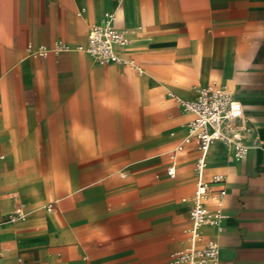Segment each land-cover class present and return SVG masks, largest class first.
<instances>
[{"label": "crops", "instance_id": "obj_1", "mask_svg": "<svg viewBox=\"0 0 264 264\" xmlns=\"http://www.w3.org/2000/svg\"><path fill=\"white\" fill-rule=\"evenodd\" d=\"M106 11L134 67L77 50ZM206 87L241 102L248 152L210 144L222 229L198 246L264 264V0H0V219L25 212L0 225V264H173L199 151L184 143L173 177L169 152L192 118L180 102Z\"/></svg>", "mask_w": 264, "mask_h": 264}, {"label": "built area", "instance_id": "obj_2", "mask_svg": "<svg viewBox=\"0 0 264 264\" xmlns=\"http://www.w3.org/2000/svg\"><path fill=\"white\" fill-rule=\"evenodd\" d=\"M116 13L106 11L98 23L90 24L86 45L77 50L87 53L101 66L118 64L134 67L133 60L120 56L118 48L125 46L128 39L125 32L115 27ZM140 71V70H138ZM183 111L192 114L186 124V134L169 152L167 174L175 175L178 154L184 143L196 140L199 154L194 165L195 188L190 198L188 246L172 256L173 264H219V246L216 241H208L198 246L201 239L200 228L213 226L220 231L223 217L225 190H214L212 184L219 183L222 176L215 175L209 181L204 179L205 155L215 141H220L230 149L231 158L240 161L248 152L242 143L241 126L238 121L244 116L241 102L221 87H206L198 90L196 98L181 101ZM185 201V199H183ZM25 212L17 208L0 219V225L23 219Z\"/></svg>", "mask_w": 264, "mask_h": 264}, {"label": "bare ground", "instance_id": "obj_3", "mask_svg": "<svg viewBox=\"0 0 264 264\" xmlns=\"http://www.w3.org/2000/svg\"><path fill=\"white\" fill-rule=\"evenodd\" d=\"M207 152H208V150H207ZM207 152H206V155H205V161H206Z\"/></svg>", "mask_w": 264, "mask_h": 264}]
</instances>
